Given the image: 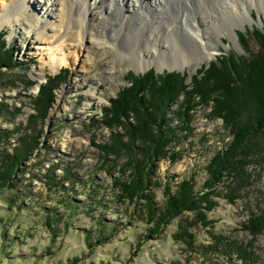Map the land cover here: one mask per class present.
Returning <instances> with one entry per match:
<instances>
[{
  "label": "rangeland",
  "instance_id": "rangeland-1",
  "mask_svg": "<svg viewBox=\"0 0 264 264\" xmlns=\"http://www.w3.org/2000/svg\"><path fill=\"white\" fill-rule=\"evenodd\" d=\"M244 1L249 20L245 19L247 17L236 19L231 14L229 25V21L224 23L226 12L220 16L213 7L209 12V24L216 23L208 31L205 25L204 32H208L209 43L217 48L214 57L207 58L206 49L199 54L190 51L187 62L181 55L167 54L165 58L177 59L173 71L191 76L202 65L231 51L248 56L240 44L239 34L246 36L250 52L256 53L259 44L252 32L264 29V11L252 5L264 3V0ZM4 2L0 0V23ZM216 2L220 8L230 3L228 0ZM236 2L241 4L242 0ZM86 9L87 6L82 9L84 23H77L74 11L73 22L67 30L49 42L36 40L32 33L26 34L21 25L6 24L0 28V32L6 33L17 63L14 70L4 68L6 75L0 78V102H5L10 112L23 103L16 123L25 121L29 113H33L31 99L47 81L46 76L69 69V77L55 91L39 149L21 166L16 175V188L0 191V264H239L234 256L233 262L218 259L216 255L205 260L201 246L210 245L211 235L217 233L243 243L252 242L251 250L256 254L257 264H264V232L253 242L252 235L242 228L249 211L264 204V166L256 168L253 185L242 200L231 204L223 198L218 199V207L209 214V219L214 221L212 229L192 228L196 236L193 250L175 236L180 231V223L191 216L189 212L169 221L158 235L144 238L152 225L143 215V201L129 204L117 198L114 179L119 175L123 160L105 164L104 155L95 146V143H106L110 135L109 129L100 127L102 109L127 85L125 75L129 71L146 70L129 59V53L136 49L133 47L135 39L132 37V46L127 52L122 46L128 32L127 24L116 27L117 22H126V15L132 12L119 14L116 6L115 16L109 17L107 22L104 19L101 25L92 22ZM199 19L197 17L196 21ZM89 32L94 33L99 54L84 56L81 44L87 43ZM83 61H86V68ZM150 67L158 73L170 70L160 62ZM28 81L33 84L29 85ZM70 87L73 92H66ZM62 91L65 95L57 107ZM209 111L205 107L197 109L191 136L177 148L181 158L173 163L169 159L158 162L154 181L161 185H154V192L160 206L165 202L164 184L169 176H175L174 190L182 179L194 176L195 189L200 192L208 176L206 165L231 140L221 120L207 117ZM92 119L100 122L97 130L89 125ZM0 125L12 129L14 122L11 117L3 116ZM124 141L127 142V137ZM111 168L112 173L109 172ZM50 173L51 179L48 178ZM67 173L71 176L69 181L64 180ZM58 180L62 183L59 187L53 184Z\"/></svg>",
  "mask_w": 264,
  "mask_h": 264
},
{
  "label": "trees",
  "instance_id": "trees-1",
  "mask_svg": "<svg viewBox=\"0 0 264 264\" xmlns=\"http://www.w3.org/2000/svg\"><path fill=\"white\" fill-rule=\"evenodd\" d=\"M252 33L259 44L256 53L250 52L246 36L239 34L248 56L231 51L202 65L191 76L177 71L157 73L153 68L139 75L129 71L125 75L127 85L102 109V123L95 119L89 123L95 130L98 124L110 130L107 142L95 146L104 155L105 164L123 160L114 179L117 198L129 204L143 201V215L152 225L145 239L158 235L169 221L189 212L191 216L180 223L175 236L193 250L196 236L192 228L212 229L214 221L209 214L218 207V199L231 204L242 200L253 185L256 168L264 166V29H254ZM4 68L14 70L17 63L6 33L0 32V78L6 75ZM68 77L69 69L46 76L47 81L31 99L33 113L23 122L15 121L24 108L22 102L12 112L5 102H0V119L8 116L14 122L12 129L0 125V191L16 188L21 166L39 149L55 91ZM200 107L210 110L207 117L211 120L222 121L231 140L206 165L208 176L200 192L195 189L194 176L182 179L175 190V176H169L164 184L165 202L160 206L154 192V185H161L154 181L158 162L169 159L173 163L181 158L177 148L191 136ZM112 171L111 168L109 172ZM64 180H71V176L67 173ZM53 184L62 183L58 180ZM242 228L252 235L253 242L264 232V204L249 211ZM252 245L217 233L211 235L210 245L201 246V253L207 261L216 255L233 262L234 256L239 264H257Z\"/></svg>",
  "mask_w": 264,
  "mask_h": 264
},
{
  "label": "bare ground",
  "instance_id": "bare-ground-1",
  "mask_svg": "<svg viewBox=\"0 0 264 264\" xmlns=\"http://www.w3.org/2000/svg\"><path fill=\"white\" fill-rule=\"evenodd\" d=\"M4 1L5 5L1 14L0 28L6 24L10 26L21 25V28L25 29L26 34L32 33L35 35L36 40L48 42L58 38L63 34V31L67 30L68 26L73 22H71V18L74 11H76L78 17L77 23H84V11L82 9L86 6L88 8L86 9L88 10L87 13L90 14L93 20L92 22L100 23L101 25L104 24V19L107 22L109 17L115 16L116 6L120 10L119 14H125V11L132 12L126 15L128 16L125 19L126 22H117L116 27L119 28L121 25L127 24L128 32L123 38L122 46L126 48L127 52L131 48L129 46H132L133 39H135L133 43H136L133 44V47L136 49L132 50V53H129V59H132L140 69H147L156 62H160L173 69L177 66V59L173 58L171 60L165 58L167 54L171 55L173 53L174 55H181L184 62H187V58L191 57L190 51L199 54V52L206 49V57H214L217 48L214 44L209 43L211 39L208 32H204L205 25H207L208 31L216 23L212 21L213 24H209L211 22L209 12L212 7L220 16L225 12L227 13L224 23L231 19L228 18L231 17V14L236 19L243 17H247L245 18L246 20L250 19L249 12L244 11L246 3L244 0H242L241 4L236 2L238 0L233 1V3L231 0H228L230 3L221 8L218 6L216 0ZM88 1H92V3L90 2V5H88ZM248 3H250V0H248ZM235 4L239 5L235 6ZM252 6H256L264 11L263 1L259 5L253 4ZM191 17L193 18L190 22ZM197 17L201 19L196 21ZM95 39L94 33L89 32L86 39L87 43L85 45L81 44L84 56L99 54ZM181 48H183V51ZM185 50L186 52H184ZM82 63L86 68V61ZM66 92L72 93L73 88L70 87ZM64 95L65 91H62L57 107L62 103Z\"/></svg>",
  "mask_w": 264,
  "mask_h": 264
},
{
  "label": "water",
  "instance_id": "water-1",
  "mask_svg": "<svg viewBox=\"0 0 264 264\" xmlns=\"http://www.w3.org/2000/svg\"><path fill=\"white\" fill-rule=\"evenodd\" d=\"M261 20V19H260ZM150 68H147L146 70H142V71H134L135 74L139 75V74H144L145 72H147L148 70H150ZM180 69H183V68H180ZM180 71V70H179ZM157 72V71H156ZM168 72H173V69H170ZM181 72V71H180Z\"/></svg>",
  "mask_w": 264,
  "mask_h": 264
}]
</instances>
